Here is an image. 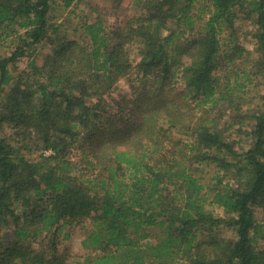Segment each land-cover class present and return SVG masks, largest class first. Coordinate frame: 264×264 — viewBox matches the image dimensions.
<instances>
[{
  "label": "trees",
  "instance_id": "16d2710c",
  "mask_svg": "<svg viewBox=\"0 0 264 264\" xmlns=\"http://www.w3.org/2000/svg\"><path fill=\"white\" fill-rule=\"evenodd\" d=\"M73 1L0 0V264H264V0Z\"/></svg>",
  "mask_w": 264,
  "mask_h": 264
},
{
  "label": "rangeland",
  "instance_id": "374dc122",
  "mask_svg": "<svg viewBox=\"0 0 264 264\" xmlns=\"http://www.w3.org/2000/svg\"><path fill=\"white\" fill-rule=\"evenodd\" d=\"M131 0H74L71 6L68 8L66 12H64V16L67 15V19L70 23V28L77 23H81L85 17L89 19L99 18L101 19L105 26H110L117 19L124 17L129 12L133 11V8L130 9ZM132 10V11H131ZM236 38L235 42H239L244 45L248 50H251L253 47V40H251L249 35L245 36L244 31H252V25L249 22H245L236 28ZM227 32H224L220 36L221 43L225 42L227 39ZM228 44L225 46L226 50L229 48L230 41H226ZM8 48L5 46H0V52H6ZM43 53L47 52V48L42 50ZM43 57V55H42ZM41 59V57H39ZM20 68L24 67V63L22 60L19 61ZM129 91L128 84L125 79H120L114 84L113 89L110 92V96L118 97V95L124 94ZM257 99L255 98V102ZM256 104V103H255ZM79 155L78 151L73 152V156ZM212 171H207L204 175V180H209ZM216 215H223L222 209L218 206L211 205L209 206ZM256 218L260 221H264V216L260 213H256ZM89 228L88 222L83 223L80 226L73 227L70 230V237L68 239H62L59 244V251L63 256L64 261L68 263L73 262L77 257L81 254L85 253L84 249L81 246V239L85 236L87 229ZM219 234L224 235V232L221 230ZM62 264H65L62 263Z\"/></svg>",
  "mask_w": 264,
  "mask_h": 264
}]
</instances>
